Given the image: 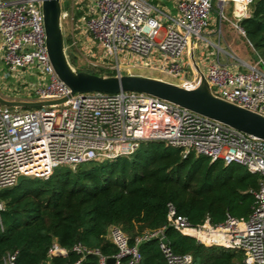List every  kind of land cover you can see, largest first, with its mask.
<instances>
[{
	"label": "built area",
	"instance_id": "1",
	"mask_svg": "<svg viewBox=\"0 0 264 264\" xmlns=\"http://www.w3.org/2000/svg\"><path fill=\"white\" fill-rule=\"evenodd\" d=\"M253 1L76 0L71 11L63 7L61 11L62 22L69 20L74 32L66 51L72 59L70 51L75 50L82 65L105 76L153 69L177 78L176 84L195 88L203 73L214 96L264 116L263 57L253 48V61L247 62L221 45L223 19L246 37L241 20L250 16ZM228 7L231 17L226 14ZM207 33L216 35L218 42ZM0 34L5 65L0 78L21 81L12 91L27 92L30 98L25 101L66 98L29 109L0 103V190L22 176L47 179L60 166L113 159L133 153L143 141L163 140L185 154L194 151L212 161L238 162L263 175L252 211L242 218L227 214L218 224L207 217L195 225L170 203L167 223L137 236L133 243L120 227H110L107 237L118 248L112 255L116 264H140V244L152 238L159 239L165 264H193L190 253H177L168 243L169 226L205 246L241 251L243 264H264V139L145 92L73 94L50 60L43 0L1 3ZM209 45L216 50L209 51ZM224 53L235 60L233 65L223 63ZM4 207L0 200V212ZM73 251L80 255L73 264H82L88 254L98 255L102 264L108 258L81 242ZM17 254L8 252L4 264H17ZM67 254V248L54 242L48 258Z\"/></svg>",
	"mask_w": 264,
	"mask_h": 264
},
{
	"label": "trees",
	"instance_id": "2",
	"mask_svg": "<svg viewBox=\"0 0 264 264\" xmlns=\"http://www.w3.org/2000/svg\"><path fill=\"white\" fill-rule=\"evenodd\" d=\"M241 24L264 59V0L253 1ZM262 178L241 163L212 161L194 151L185 154L163 140L143 141L133 153L113 159L60 166L47 179L22 176L0 190L5 205L0 212V264L16 251L17 264H73L80 259L73 251L78 242L110 257L118 251L107 237L111 226L120 227L133 243L167 223L170 203L195 225L207 217L213 224L227 214L248 217ZM165 235L175 252L192 255L193 264H243L241 251L205 246L171 226ZM54 242L68 254L49 260ZM140 251V264L166 263L158 238L142 242ZM82 264L102 263L98 255L88 254Z\"/></svg>",
	"mask_w": 264,
	"mask_h": 264
},
{
	"label": "water",
	"instance_id": "3",
	"mask_svg": "<svg viewBox=\"0 0 264 264\" xmlns=\"http://www.w3.org/2000/svg\"><path fill=\"white\" fill-rule=\"evenodd\" d=\"M61 11V0H43L50 60L59 77L71 88L73 94L90 91L115 93L121 90L145 92L264 139V116L214 96L203 73L197 87L186 88L174 82L151 76L139 74L105 76L73 66L66 51ZM64 100L66 98L42 101L12 100L0 93V103L25 109ZM106 264H116L115 257H108Z\"/></svg>",
	"mask_w": 264,
	"mask_h": 264
},
{
	"label": "rangeland",
	"instance_id": "4",
	"mask_svg": "<svg viewBox=\"0 0 264 264\" xmlns=\"http://www.w3.org/2000/svg\"><path fill=\"white\" fill-rule=\"evenodd\" d=\"M61 5L64 9H68L69 11H71L76 5V0H62ZM226 14L228 17H231V8L230 7H228L226 9ZM216 17H218L217 10H215L214 14H213V18L215 19ZM62 23H63L64 28L66 29V30L64 29V31L68 34V36H70L69 35V28H70L71 22L69 20H64ZM221 29H222L221 45L223 47H225L226 49H228L229 52L234 54L238 59H244L246 61L252 62L253 61V48L254 47L250 44L248 39L245 36L241 35L239 33L238 29L232 23H230L227 19H223L222 24H221ZM207 35L211 40L218 42V37L216 35L209 34V33H207ZM66 39H67V35L65 34V40ZM207 49L209 51H215L216 50L213 45H209ZM70 61L73 64V66H75V67L78 66V67H81L82 69H87V70L93 71L96 74L101 73L96 68H90L86 65H82L79 62H76L73 58L72 59L70 58ZM242 69L245 70V68H242ZM132 72L133 73L144 72V73H148V74L151 73L154 75L162 76L168 80L178 82L177 78L162 74L158 71L152 72V71H148V69L141 68V69H133ZM31 78L33 79L34 76H32ZM9 81H11V80L9 79L6 82H9ZM8 86H9L8 89H10V90L13 89L11 85H8ZM12 109H14V108H12Z\"/></svg>",
	"mask_w": 264,
	"mask_h": 264
},
{
	"label": "crops",
	"instance_id": "5",
	"mask_svg": "<svg viewBox=\"0 0 264 264\" xmlns=\"http://www.w3.org/2000/svg\"><path fill=\"white\" fill-rule=\"evenodd\" d=\"M8 1H10V0H0V4L1 3H6V2H8ZM63 28H64V26H63ZM72 24L70 25V28H69V35H70V37H71V40H72V33H74L73 31H72ZM65 29V28H64ZM66 30V29H65ZM64 33L68 36V34L64 31ZM2 43H3V40H2V36H1V34H0V72H2V71H4L5 70V65H4V63L2 62V60H1V54H2ZM222 48L225 50V51H229L228 49H226L225 47H223L222 46ZM71 52V56L73 57V59L76 61V62H79L80 64L82 63L81 62V60L77 57L78 56V53L75 51V50H71L70 51ZM222 56V61H223V63L224 64H227V65H233V63L235 62V60H233L232 58H230V57H228L227 55H226V53H224V55L222 54L221 55ZM244 60V59H243ZM246 61V60H245ZM247 62H249V61H247ZM148 71H155V70H153V69H148ZM156 72V71H155ZM134 74H140V75H145V76H151V77H156V78H161V79H164V80H167V81H170V82H174V81H171V80H168V79H166V78H164V77H162V76H158V75H154V74H148V73H144V72H136V73H134ZM11 81H9V82H6V81H4L2 78H0V93L2 94V95H4V96H7V97H10V98H17V97H19V98H21L22 100H28L30 97L28 96V93L26 92L25 93V91L23 92L22 91V94H19V95H17L16 94V92H14V91H12V90H10V89H8V85H11V86H14V85H16L18 82H21V81H19L16 77L15 78H9ZM8 79V80H9ZM14 79V80H13ZM27 80H28V82H30V81H32L33 79L31 78V77H27ZM9 83V84H8ZM22 84H26L25 82H22L21 83V85ZM25 87H22V89H24Z\"/></svg>",
	"mask_w": 264,
	"mask_h": 264
}]
</instances>
